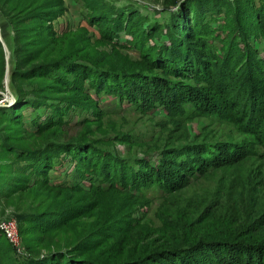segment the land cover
Here are the masks:
<instances>
[{
	"label": "rangeland",
	"instance_id": "obj_1",
	"mask_svg": "<svg viewBox=\"0 0 264 264\" xmlns=\"http://www.w3.org/2000/svg\"><path fill=\"white\" fill-rule=\"evenodd\" d=\"M14 1L0 0V106L9 107L14 102L9 75L15 62L24 69L30 64L63 57L78 60L84 69L95 74H107L108 83L122 84L124 78L137 74L165 84L178 81L146 66L139 54L128 47V36L119 33L114 40L101 37L99 30L87 22L88 9L83 0H35L31 9L49 16L41 21L26 19L27 11L17 14V18L13 16L20 7L11 9ZM106 1L133 5L150 22L163 25L184 2L189 6V14L197 5H204L206 11L201 22L208 27L203 36L205 47L217 57L224 47L236 46V52L226 63L230 73L224 74L228 76L225 82H232L227 87L229 93L237 94L236 107L248 110L257 102L254 97L249 98L248 71L242 56H238L244 55L240 51L249 47L255 59L264 63V35L242 32L246 30L242 29L244 21L236 17V12L238 8L246 10L257 6L259 0ZM54 2H60V6H50ZM46 25L53 32L51 39L44 32ZM161 31L163 35L166 32ZM32 49L37 50L33 52V59L23 64V57ZM122 72H127L128 76H121ZM65 76L69 82L80 81L70 74ZM258 76L263 78L264 72ZM241 81L245 83L244 93L238 94ZM183 82L200 97L195 101L164 102L152 90L151 102L133 100L104 91L95 92L82 81L83 88L78 94L54 85L52 99H45L39 106L21 107L18 125L0 116V142L31 148L48 142L69 143L71 150L88 144L125 171L108 173L102 169L100 161L96 163L98 156L85 157L86 161L78 163L71 152L61 151L44 172L21 174V189L9 192L5 183L14 179L8 175L17 174L18 164L24 161L17 162L11 153L0 147V219L12 218L17 223L21 251H10L17 264H25L28 254L62 250L95 231L105 238V245L120 242L125 251H129L134 239L141 248L148 244H165L167 239L182 244L202 240V237L224 238L222 236L235 235L245 228L264 229L261 223L264 221V145L261 140L264 142V139L246 130L248 123L235 115L236 108L226 109L222 96L211 85L196 84L190 79ZM263 82L259 84L263 86ZM17 83L22 91L29 90L31 84H51L47 78L17 80ZM72 100H75L74 105H71ZM261 134L264 135V129ZM166 151H172L178 160L189 155L181 166V173L166 172ZM146 163L163 166L160 182L154 176L145 175ZM139 165L143 172L134 177L133 172ZM164 180L168 182L167 187L162 185ZM67 195H72L70 200ZM64 201L70 205L85 203L87 209L50 231L41 232L28 220L30 214ZM108 224L113 227L110 234L105 232ZM203 247L194 249V263L204 260ZM107 251L115 253L113 248L104 253Z\"/></svg>",
	"mask_w": 264,
	"mask_h": 264
},
{
	"label": "trees",
	"instance_id": "obj_2",
	"mask_svg": "<svg viewBox=\"0 0 264 264\" xmlns=\"http://www.w3.org/2000/svg\"><path fill=\"white\" fill-rule=\"evenodd\" d=\"M8 1H6L7 3ZM88 9L87 22L94 25L101 35V37L114 40L119 33L128 36V47H132L138 54L146 66L151 69H157L164 75H170L177 78L171 84H165L161 80L147 79L137 75H129L122 84H116L114 81L107 82V74H95L91 70L84 69L78 63V60L64 59L63 57L51 59L49 61H42L35 64H30L26 68H20L15 62L10 71V87L12 89L14 102L11 106H0V116L4 120L12 124H19V111L25 105L39 106L44 104L45 99H52V87H64L78 94L83 88L82 81L86 82L87 87L95 92H108L119 95L120 97L136 99L140 98L151 102L150 93L157 92L159 98L167 102L177 101H195L200 95H195L189 87V84L183 80L190 79L196 84L207 83V86H212L217 90L223 98V104L226 109L234 110L235 115H239L248 123L247 131L255 132L258 139H264L261 134V129H264V82L263 86L259 83L264 81L259 78L258 74L264 72V63L255 59L252 55L251 49L245 47L242 54L244 66L248 71V88L249 98H255L257 102L250 106L247 110L244 107H236L235 96L228 91V85L232 82H225L228 71V64H226L236 52V46L224 47L223 53L214 57L210 50L205 47L203 36L208 28L206 24L201 22V16L205 13L204 5H197L192 14H189V6L184 2L179 9L170 16L169 22L166 24L152 23L149 18L137 11V9L130 4H116L106 0H83ZM21 3V4H20ZM174 4V2L172 3ZM20 5V7L18 6ZM35 5V0H15L11 4V9L18 7L19 9L13 14L16 18L17 14L27 11L26 19H47L48 14H43L40 11L31 9ZM50 6L59 7L60 2H54ZM34 7V6H33ZM236 17L243 20L242 29L240 32H255L264 35V0H259V4L250 9L238 8ZM22 19V18H21ZM161 29L166 30L163 34ZM208 30V29H207ZM238 30V31H239ZM46 36L50 39L53 32L49 25L44 27ZM240 35L239 37H242ZM165 40H163V38ZM155 39V40H154ZM159 39L158 41H156ZM151 41V43H149ZM155 41V43H154ZM165 41L168 44H165ZM43 43V42H42ZM37 44H41L38 42ZM37 51V50H36ZM35 50L27 51L23 57L22 63L27 65L33 59L32 55ZM226 52V53H225ZM244 52V53H243ZM225 53V54H224ZM239 53V52H238ZM237 55V54H236ZM222 56V57H218ZM2 59L0 58V64ZM127 72L120 73L121 76L127 75ZM65 74H70L73 78L80 81L69 82ZM123 74V75H122ZM51 75V76H49ZM126 77V76H125ZM33 78H47L50 79V86L31 84L29 90L22 91L17 83V80L30 81ZM215 78V80H214ZM71 81V80H70ZM224 82V83H222ZM228 83V84H227ZM30 85V84H29ZM245 83H240V93H244ZM195 89V88H194ZM29 95V96H27ZM204 96H202L203 98ZM201 98V99H202ZM200 99V98H199ZM200 99V100H201ZM206 99V97H204ZM75 104L72 100L71 105ZM58 107L54 109L58 112ZM246 117V118H245ZM47 123V122H45ZM43 123V124H45ZM42 125V124H41ZM38 128V127H37ZM42 129V128H41ZM262 144L264 145L263 140ZM1 150H6L11 153L17 162L24 161L17 166V174L8 175L13 177V181L5 183V188L11 191L20 190L23 183L20 180L23 175L31 171L40 173L45 171V167L49 166L50 161L59 152H71L77 159L78 163H82L87 159L85 157L95 158L96 163L100 161L102 169L105 172H116V170L124 171V168L117 165L115 161L106 160L103 154L93 146L88 144L84 146H77V150H71L69 143L48 142L39 147H26L9 144L8 142H0ZM79 145V144H77ZM84 152V153H83ZM92 156V157H91ZM189 155H184L183 159L174 158L172 151L165 152L166 172L171 175L181 173V166ZM104 157V158H103ZM199 157V156H198ZM202 158V157H200ZM91 160V159H90ZM26 161V162H25ZM164 161V160H163ZM139 168L135 169L133 176L137 177L139 173L143 172ZM162 165L145 164V171L147 177H153L160 182ZM162 185L167 187L168 182L162 181ZM72 195H67L70 200ZM86 204H69L68 201L59 202L54 207H49L41 211L34 212L28 216V220L35 224L39 231H50L58 229L59 227L68 223V221L76 218L87 207ZM89 208H92L90 206ZM264 220V219H263ZM261 223H264L261 222ZM261 224L259 223L258 226ZM110 224L107 225L105 232L110 234L112 230ZM99 230V229H97ZM102 235L95 232H90L87 236L70 243L64 249H51L42 255L28 254L24 258L25 264H264V229L255 231L254 228H245L235 233V235L228 234L227 236H213L202 237L191 243H171L168 242L162 245L142 246L139 248L136 245V240L131 244L129 251H125L124 244L111 243L105 245ZM6 243H5V242ZM150 245V246H149ZM204 245V260L202 262H193L196 260L194 249ZM207 245V246H206ZM138 248H137V247ZM114 249L115 253L105 250ZM13 251L10 243L0 231V264H17L10 251ZM96 251L95 254H93ZM194 260V261H195Z\"/></svg>",
	"mask_w": 264,
	"mask_h": 264
},
{
	"label": "built area",
	"instance_id": "obj_3",
	"mask_svg": "<svg viewBox=\"0 0 264 264\" xmlns=\"http://www.w3.org/2000/svg\"><path fill=\"white\" fill-rule=\"evenodd\" d=\"M0 231L10 243L13 251H21V240L17 229V223L14 219H0Z\"/></svg>",
	"mask_w": 264,
	"mask_h": 264
},
{
	"label": "water",
	"instance_id": "obj_4",
	"mask_svg": "<svg viewBox=\"0 0 264 264\" xmlns=\"http://www.w3.org/2000/svg\"><path fill=\"white\" fill-rule=\"evenodd\" d=\"M2 46H3V49L5 51V54L7 55V50L5 49L4 43H2ZM4 83L6 86V84H7V69H6L5 74H4ZM5 91L8 92L7 87L5 88Z\"/></svg>",
	"mask_w": 264,
	"mask_h": 264
}]
</instances>
